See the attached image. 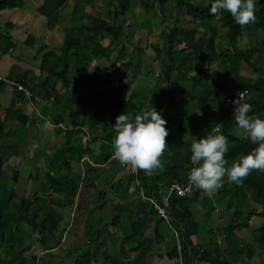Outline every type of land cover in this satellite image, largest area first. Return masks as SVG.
<instances>
[{
  "label": "trees",
  "instance_id": "1",
  "mask_svg": "<svg viewBox=\"0 0 264 264\" xmlns=\"http://www.w3.org/2000/svg\"><path fill=\"white\" fill-rule=\"evenodd\" d=\"M67 1L43 0L38 15L44 17L47 28L52 30L58 26L60 12ZM87 1L91 6L93 5L94 0ZM106 1L108 7L106 17L97 14L95 22L80 25L79 31L84 32L83 38L80 39L74 33L75 29L70 27L71 17L69 27L63 29L66 34L60 46L49 48L39 45L35 49L36 54L40 55L39 77L26 73L23 77L8 80L29 89L32 95L31 103L35 104L39 100L45 104L48 102L54 105L60 104L61 110L51 112L49 122L53 126L64 127V142L62 147L55 150L47 159L41 174L38 170L37 177L30 176L32 182L38 183L39 189L33 191L28 198L19 197L14 190L2 186L5 170L4 160L0 157V238L5 244V251L9 257L8 260H1L0 264H22L19 260L21 261V255L25 250H18L17 245H23V240L20 238L23 234L21 235L20 232L24 226L29 228V233L39 237L44 250L56 246L61 237L58 231L63 220V212L73 207L80 184L85 180H98L102 176V171L92 166L82 176L72 165L79 163L86 155L91 156L88 155L91 153L88 145L90 142L86 146L82 142V135L85 137L87 134L85 130L87 126L93 129L91 142L98 140L101 142L100 153L95 159L100 164L113 159V154L109 150H113L111 142L114 133L113 129L109 132L108 124L114 125L116 118L123 113L134 116L152 107L161 113L162 118L167 121L165 127L169 132L166 137L168 148L162 157L163 168L154 174L138 171L136 176L141 187L147 193L154 195L158 194L159 186L165 190L174 184L180 187L189 184L190 145L194 138L206 136L218 123L223 125L220 134L225 135L229 140V151L225 155L229 164L240 155L249 154L257 146L233 133L236 124L230 114L231 111L224 118L217 115L219 111L216 104L220 97L213 90L208 76L212 63L206 61L207 64L203 67V63L197 59L194 46L197 43L202 48L213 46L218 58L216 80L228 86V94L246 91L244 102L250 103L253 109L249 115L264 119V40L259 45H251L246 49H240L238 46L246 30L264 35V0H256V20L245 26L237 24L227 12L210 14L212 0H140L141 7L150 11L151 18H157L163 27L159 43L150 45L154 53L153 60L160 62L157 71L148 65L147 76L154 85V91L150 92V96L141 90L133 89L124 98L121 97V92L128 85L124 52L127 48L135 51L129 57L133 63L138 62L143 53L139 44L133 43L131 21L134 17V6L139 0ZM170 2L176 10L184 9V14L203 28L199 37H196V30H188L180 25L181 19H178L167 6ZM23 7L24 3L21 0H0V12ZM126 13L131 15L130 20L125 19ZM149 18L147 17L148 21ZM84 19L82 18L81 21ZM5 25L7 28L13 27L10 23ZM219 30H223L226 36L219 35ZM35 41L32 35H28L23 44L33 47ZM105 41H107L106 46L103 45ZM187 41L192 44H188ZM15 45L16 41L8 34L0 33L1 53L6 54ZM225 47L228 49L225 50ZM113 53L114 57H112ZM182 54L188 55L185 64L178 62V57ZM100 60H113L117 64L115 69L104 78H100L97 71H92L91 68L94 61ZM243 65L254 73V78L240 74ZM73 67L79 77L77 85H81V94H73L76 89L69 90L70 93L68 91L69 86H75V78L70 72ZM80 71H87L88 75H83ZM191 71L195 73L188 76L187 72ZM114 80L120 84L117 93L113 85ZM5 87L6 83L0 80V94ZM145 88L149 89L148 86ZM14 91L17 101L24 100L22 92ZM220 103V106L224 103L223 99ZM2 110L4 118L0 124V137L7 134L6 129L10 132L22 131L30 124L29 116L24 115L19 109ZM92 110L106 116V121L102 116L98 117L97 122L93 121ZM99 125L101 127L98 128ZM85 139L87 140V137ZM136 177L130 172L127 173L125 179L128 181V186L134 183ZM226 184L225 182L224 186ZM233 189L236 199L246 198L252 192H255L257 199H263L264 172L252 171L242 184L233 183ZM221 191L222 189L219 193ZM136 193L138 197L137 190ZM202 194L200 190H196L183 198L171 195L168 200L172 226L179 233L180 256L183 264H250L254 256L258 255L262 256V264H264V207L254 213L261 219V224L250 231V242L244 241L237 232L248 228L251 212L247 213V221L244 224L235 223L236 221L233 220L216 231L221 239V245L211 240L209 248L193 244L191 238L199 234V224L192 210L194 204L204 200ZM231 205L232 201L229 199L227 208L230 209ZM113 209L117 211L116 206ZM127 210L130 212V209ZM149 213L156 223L154 238L149 239L145 235L147 224L132 220L128 226L129 232L123 239V245H128V248L121 252L120 258L106 255L102 264H119L121 261L125 264H149L150 259L157 252L155 250L164 240L158 228L159 224H164V221L152 209ZM234 215H240L238 209L235 210ZM118 218L119 215L114 218L110 226ZM108 235L114 237L110 230ZM155 256L160 257L158 254ZM165 256L169 261L177 258L175 241L173 246L165 250ZM86 258L88 257L77 260L76 264H88Z\"/></svg>",
  "mask_w": 264,
  "mask_h": 264
},
{
  "label": "crops",
  "instance_id": "2",
  "mask_svg": "<svg viewBox=\"0 0 264 264\" xmlns=\"http://www.w3.org/2000/svg\"><path fill=\"white\" fill-rule=\"evenodd\" d=\"M21 1L24 3L22 9L0 12V33L8 34L14 41H18L23 46H25L23 43L27 36L32 35L34 39H36V44L34 42L33 47H28L27 49L35 54V49L39 45H45L49 48L60 46L63 38L61 39L57 34L64 33L65 30H62L65 28L59 27L60 22L55 29L51 30L46 27L44 17L38 15V10L43 0ZM71 1L76 4L70 5ZM98 2L101 4L100 0H95L96 7L93 5L89 6L90 10L97 8ZM105 5L107 6L106 3ZM65 6V12H69L65 17L67 21L71 19L74 8L81 9L77 0H68ZM60 13L61 18L64 14L63 9ZM2 16H6V18ZM90 17L92 21H89V23L95 22L97 13H89L88 16L81 15L79 18L86 19ZM6 23H10L13 27L7 28L5 25ZM68 24L67 22V24L64 25ZM42 34L43 37H39V35ZM49 35H51V39ZM52 35L54 37H52ZM41 40L44 41L42 42ZM49 40H51L50 44L48 43ZM13 53L14 48L9 50L6 54L0 52L1 79L13 80L10 78L12 76L11 73L16 75L14 79L23 77L26 73L35 75L36 77L40 76L38 69L22 64L20 60L12 57ZM19 66H21L19 71H14V69ZM245 67L244 65L242 66L241 73L246 72ZM139 72L140 71L137 73ZM81 73L85 75L83 71ZM137 80L141 79L138 78ZM137 80L136 78L134 79L133 83L135 85H133L132 90L140 89V84ZM59 86L60 85H58V88ZM224 97H226V95ZM223 102L224 105H221L223 111L217 110L219 111L217 115L221 118L226 117L230 111L225 105V101ZM0 106V124L4 118V111L2 109L6 108L13 110L19 109L24 115L29 116L30 119V124H28L24 130L10 132L6 129L5 132L8 131L7 134L0 137V157L4 160L3 168L5 170L2 186L5 189L14 190L19 197L28 198L33 194V191L39 189L38 183L32 182L30 178L32 175L31 171L37 167L41 174V171L46 166L45 163L47 159L55 150L61 148L63 145V130L59 127L52 126L49 122L51 110L59 112L61 107L60 104L57 103L54 105L52 102L46 104L41 103V105H39L38 102L34 104V102L31 103L25 99L19 102L15 97L14 89L7 84L0 94ZM33 110L37 113L38 118L34 117ZM224 110L227 111L226 115H224ZM99 116V114L94 116L93 121L97 122ZM43 120L46 121L47 125ZM85 130L87 131L86 133L89 139L86 140L85 138L87 136L84 137L82 135V142L84 146L90 142L88 145L91 149V154L89 153L91 156L87 157L86 155L85 158L79 162L82 166L75 163V165L73 164V168L76 172L81 173L82 176L87 173L90 166L95 167L96 170L102 171L103 174L98 180H85L80 184L77 196L74 199L73 207L65 212L67 225L65 229L62 230L59 243L56 246L44 250L45 248L41 246L42 242H39V238L36 237L34 233H27L29 232V228L26 226L22 227L23 230H21L20 234H23V236H20V238L23 240V245L18 244L17 249H29L28 251L25 250L21 255L22 264H27L28 256L31 259V263L34 262V264L40 262H43V264H76V261L83 257H88L86 258L88 264H102V260L106 258V255L120 258L122 250L128 248V245H123V239L128 234L129 228L126 224V226H123L118 218L109 229V224L113 223L114 218L119 215L118 212H121L124 216L129 214V218L133 221L137 220L145 225L147 224L148 229L145 235L149 239L154 238L156 223L151 219L149 213L151 208L139 201L132 183L129 184L132 189H130L129 186L124 188V184H128V181L125 179V176L129 172L128 168L121 169L119 164H117L116 167L112 169L108 166V162L98 164L99 162L95 161V159L100 153L101 142L100 140L91 142L92 132L89 131L88 126ZM234 132H237V128L233 130V133ZM237 136L243 137L242 135ZM109 148H111V146ZM92 157L95 159H92ZM22 192L27 193L25 194ZM100 192H102V195L99 196ZM114 206L117 207V211L113 209ZM127 208L130 209V212ZM109 230L114 237H107ZM25 234L32 236L28 238ZM113 239L114 241H112ZM191 240L194 245L198 244L196 237L191 238ZM29 242L31 244H28ZM0 243H2L1 238ZM5 250L4 244H0V254L1 252L5 253ZM156 251L157 252L150 259L149 264H162V262L164 264L173 263L167 260L163 244L162 246L160 245ZM157 254L160 255V257L157 258L155 256ZM31 255H34V258H32ZM42 258L44 259L42 260ZM165 261L167 263H165ZM119 264H125V262L121 261Z\"/></svg>",
  "mask_w": 264,
  "mask_h": 264
},
{
  "label": "rangeland",
  "instance_id": "3",
  "mask_svg": "<svg viewBox=\"0 0 264 264\" xmlns=\"http://www.w3.org/2000/svg\"><path fill=\"white\" fill-rule=\"evenodd\" d=\"M100 1H101V4L98 2L97 8L90 10L89 6H91V5H89L87 0H77L78 5L81 7V9L80 8H74L73 14L71 16L72 17V20H71L72 23H71L70 27H73L75 29L74 33L80 39L84 37V32L79 31L80 25L81 24L85 25V24H88L89 21H92L91 17L84 19V21H81V18H79V17H81V15L88 16L89 13L93 14L95 12L97 14H101L103 17H106V12L108 10V7L105 5V3L107 4V1L106 0H100ZM74 3L75 2L71 1L70 5H73ZM140 3H141V1L139 0L136 3V5L134 6V11H133L134 17L131 21L133 24L132 30L134 33L133 43L134 44L138 43L139 46L143 49V53H142L141 57L139 58V61L133 63L131 60H129L130 59L129 57L131 54L135 53V51L132 50L131 48H127L126 51L124 52V61L127 62V64H126L127 69H126L125 74L128 77L127 78L128 85L124 89V91L121 92L122 98L127 97L131 93L132 87H133V85H135L133 83L135 78H136V80L138 78L141 79V80H137V82L140 84V86H139L140 89L145 87V85L148 86L149 89H151V90H149L147 88L141 89V91L146 93L147 96H150V94H151L150 92L154 91L153 90L154 85H152L153 82H152V80H150V77L147 76L148 65H151L154 68V71H157V68H158V65L160 62V61L153 60L154 53H153L150 45L154 44V43H159V40H160L159 36L161 34L163 27L157 18H151L150 11L143 9L141 7ZM93 6H95V0L93 2ZM167 6H168V8L171 9L173 14L178 19H181L180 25L183 28H186L188 30H193V29L196 30L197 31L196 37H199V35L203 32V28H201L197 23H193L190 20V18L184 14L185 13L184 9L176 10L174 5L171 2L168 3ZM65 10H66V6L63 7V13L65 14V16H64V14L61 16V18H60L61 21L59 20L61 26L59 25V27L60 28L64 27L66 29L70 25V23H69L70 20L69 21L66 20L65 17L69 14V12L68 11L65 12ZM2 17L6 18V16H2ZM130 17H131V15L129 13H126L125 19L130 20L131 19ZM147 17H150L149 21H148ZM67 22L69 24L64 25V24H67ZM62 31H64V30H62ZM53 32H55V31H53ZM65 34H66V31L64 33H58L57 35H59L60 38L62 39L63 35H65ZM218 34L221 35L222 37L226 36V34L223 30H219ZM39 37H43V34L39 35ZM49 37L51 39V35H49ZM52 37H54V36L52 35ZM241 37H242V39L238 42V46L240 49L249 48L251 45L257 46L264 40V35L262 33L252 32V30H246V32H244V34H242ZM41 41L43 42L44 40H41ZM48 43L50 44L51 40H49ZM187 43L192 44V42H190V41H187ZM35 44H36V42H35ZM103 45L106 46L107 41L103 42ZM194 47H195L194 51L197 54V59H198V61L203 63V65H202L203 67L206 66V64H207L206 61H210L212 63V65L210 67V71L208 73V76H209L210 84H211L213 90H215L218 97H220L219 102H217L216 106H217V109L221 111L222 108L220 106V104H221L220 102L222 101V99L224 101L223 94H225V95L228 94V86H225L224 84L222 85L221 83H219L216 80L217 79V65H218V58L216 57V53L214 52L213 46H211V45H208L205 48H202L197 43ZM27 48L28 47L23 46L18 41H16V45L14 47V53L12 54V57H15L16 59L20 60V62L24 65H29L32 68L39 69L40 56L36 55L35 53H31L30 50H28ZM224 49L226 50L228 48L225 47ZM202 52H204V54H202ZM114 56H115V54L113 53L112 57H114ZM187 59H188V55L182 54L178 57V62L185 64ZM116 66H117V64L113 60L94 61L91 64L92 70L97 71V73L99 72L98 75L100 78H104L108 73H110V71L114 70ZM20 67L21 66H19L18 68H15L14 71L15 70L19 71ZM244 67H245V65H244ZM245 69H246V72L240 73V74L243 76L246 75L249 78H254V73L247 66L245 67ZM138 71H140V72L137 73ZM30 72H32V71H30ZM70 72H71V75L75 78V86H69L70 89H68V91L76 89V91H74L73 94H78V93L81 94L82 89H81L80 84L77 85V83H78L77 79H79V77L77 76L75 67H73L72 71H70ZM84 72H85L84 74H86V75L88 74L87 71H84ZM194 73H195V71L187 72V75L190 76V75H193ZM11 75L12 76L10 78H12V79H14L16 76V75H13L12 73H11ZM80 75H81V73H80ZM114 81L115 82H113V85L116 88L115 93H117L119 91L118 87L120 86V84L116 80H114ZM140 89L138 88L137 91H140ZM69 93H70V91H69ZM38 103H39V105H41V103H45V102H41L38 100ZM223 105H224V103H223ZM32 112L34 113L33 114L34 117H37V113L34 112V110ZM51 112H55V110H51ZM224 112H225L224 115H226L227 111L224 110ZM91 114L93 116H96L97 111L92 110ZM100 116H102L106 121V116H104L102 113H100ZM43 121L46 124V121L45 120H43ZM111 126H113V125L108 124L107 129L109 130V132H110V130H112ZM99 127H101V125H99L98 128ZM88 129L90 132L93 131L91 126H88ZM60 131H62V130H60ZM234 134L240 135L238 132V129H237V132H234ZM48 144H49V142H48ZM109 151H110V153L113 154V150L110 149ZM90 154H88V155H90ZM92 159H95V158L92 157ZM108 163H109L108 166L112 169L115 168L116 165L118 164L117 161L114 159L110 160ZM73 164L75 165V163H73ZM78 164H79V166H82V165H80V163H78ZM76 169H78V168H76ZM38 170L39 169L36 167L35 169H33L31 171L32 172L31 174L33 175V177H37V171ZM225 182L227 184L225 186L223 184V187L221 188L222 191L220 193H219V191L221 189L218 190L216 193L212 194L211 196L202 194V197H204V200H201L200 203L193 205L194 206V209L192 210L193 216H194L195 220L197 221V223L199 224V232H198L199 234L196 237L197 242L199 245H201L205 248H209L210 240L213 243H215V241H216L219 245H221V243H222L221 239L219 238L218 234H216V231L223 228L225 225H227L230 221H233V220L236 221L235 223L238 222L239 224H244L247 221L246 215L249 212H251L252 215L250 216V221H248V223H249L248 228H244L240 232H237L238 236L241 237L244 241L250 242V239H251L250 231L255 230L261 224V219L256 217L254 213L260 211L264 207V198L263 199H257L255 192H252V193L248 194L246 198L240 197L239 199L238 198L236 199V197L233 194V192H234L233 183H229L226 179H225ZM126 187H128L127 183L124 184V188H126ZM129 188L132 189L130 186H129ZM27 192H29V191H27ZM27 192H22V193L26 194ZM229 199H231V201H232V205H231L230 209L227 208V201H229ZM209 209H213V211L208 212ZM236 209H238L240 212V215H238V216L234 215V212ZM65 212L66 211L63 212L64 213L63 214V220L61 221L58 233H61L62 230L65 229V227L67 225V218L65 217ZM128 215L129 214L124 216V215H122L121 212L119 213V220L123 226L127 225V227H128L130 222L132 221V219H130ZM110 228L111 227L109 224V229ZM158 228H159L160 234L163 235V239H164L163 242L160 243V245L162 246V244H163L165 250L168 247L173 246L174 241H175L174 235L170 231V229L166 226V224L165 223L159 224ZM27 233H29V232H27ZM25 235L28 238L30 236L27 234H25ZM36 237H38V236L36 235ZM107 237H109V235H107ZM112 241H114V239ZM0 244H2V243H0ZM28 244H31V243L29 242ZM25 250L28 251L29 249H25ZM124 250H126V249H124ZM124 250H122V251H124ZM4 252L5 253L1 252V254H0V261L9 259V257L6 254V251H4ZM31 257L34 258V255H31ZM43 259L44 258H42V260ZM19 262H21V261L19 260ZM172 262L173 261H171V263ZM165 263H167V262L165 261ZM262 263H263V258H262V256L258 255V256H254V258L252 259L250 264H262ZM27 264H34V262L31 263V259L29 256L27 259ZM38 264H43V262H40ZM162 264H164V263L162 262ZM202 264H206V263H202Z\"/></svg>",
  "mask_w": 264,
  "mask_h": 264
},
{
  "label": "clouds",
  "instance_id": "4",
  "mask_svg": "<svg viewBox=\"0 0 264 264\" xmlns=\"http://www.w3.org/2000/svg\"><path fill=\"white\" fill-rule=\"evenodd\" d=\"M221 11L231 15L233 20L245 26L256 20V0H212L210 14ZM233 119L240 135L257 145L249 154L240 155L231 164L225 159L229 151V140L220 134L222 124H216L202 138H194L191 145V162L194 165L188 173L189 186L211 196L223 187L225 178L229 183L240 185L254 170L264 172V119L252 112V105L244 102L243 93H237ZM167 121L154 107L129 116L125 113L116 118L112 127L114 138L111 146L112 158L121 166L130 167L133 172L154 174L163 168V154L168 145Z\"/></svg>",
  "mask_w": 264,
  "mask_h": 264
},
{
  "label": "built area",
  "instance_id": "5",
  "mask_svg": "<svg viewBox=\"0 0 264 264\" xmlns=\"http://www.w3.org/2000/svg\"><path fill=\"white\" fill-rule=\"evenodd\" d=\"M0 80H3V79L0 78ZM3 81L8 86L13 88L14 90L22 92L25 100H27L29 102L31 101L32 95H31V92L29 91V89H27L26 87H23L21 85H18L17 83L8 81V80H3ZM240 92L243 93L244 100H245V98L247 96L246 91H235V92L228 94L225 97V105L231 111V113H230L231 116H233V110L235 107L231 102L238 98L237 93H240ZM54 127H59L62 130H64V127L61 125L54 126ZM86 136H87V139H89L88 134H86ZM203 137H205V136H203ZM117 163L119 164L118 161H117ZM193 166L194 165L191 162V156H190V170ZM119 167L121 169L128 168L129 172L132 173L135 177L138 174V171L133 172L130 167H124V166H121L120 164H119ZM133 186L138 191V199L142 203L148 205L156 213V215L164 221L166 226L173 233L174 240H175L176 246H177V258L173 261L172 264H183L182 258L180 256L181 246H180V241H179V233H178V230L172 226V218H171V215L169 214V211H168V200H169V197L171 195H175L177 197L183 198L187 195L192 194L197 189L190 187L189 184L186 185L185 187H180V186L174 184V185H171L170 187L166 188L165 190L159 186L158 194L154 195V194L147 193V191H145L141 187V184H140L139 180L137 179V177L135 178Z\"/></svg>",
  "mask_w": 264,
  "mask_h": 264
}]
</instances>
